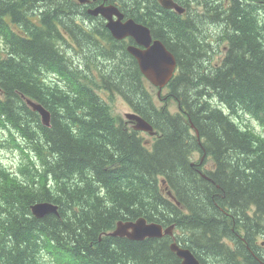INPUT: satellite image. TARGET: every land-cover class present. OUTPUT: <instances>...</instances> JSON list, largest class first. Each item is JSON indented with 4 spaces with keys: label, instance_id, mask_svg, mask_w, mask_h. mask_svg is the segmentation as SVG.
Instances as JSON below:
<instances>
[{
    "label": "trees",
    "instance_id": "1",
    "mask_svg": "<svg viewBox=\"0 0 264 264\" xmlns=\"http://www.w3.org/2000/svg\"><path fill=\"white\" fill-rule=\"evenodd\" d=\"M44 1L48 10L30 11L39 1L0 0V146L21 157L17 171L0 161V264H181L170 236L107 235L142 217L175 225L177 242L201 264H264V137L234 120L244 113L264 126V0H234L226 10L198 0L187 16L156 0H121L177 59L167 87L174 114L157 105L161 97L105 23L87 26L73 0ZM210 23L230 44L218 61ZM66 46L90 54L77 61ZM102 94L121 95L155 139ZM28 100L51 113L50 126ZM195 153L212 166L192 165ZM42 202L58 204L61 216H34Z\"/></svg>",
    "mask_w": 264,
    "mask_h": 264
},
{
    "label": "water",
    "instance_id": "2",
    "mask_svg": "<svg viewBox=\"0 0 264 264\" xmlns=\"http://www.w3.org/2000/svg\"><path fill=\"white\" fill-rule=\"evenodd\" d=\"M161 5L167 9L177 8L173 0H159ZM178 9V8H177ZM91 14L102 15L108 20L107 28L111 31L114 38L118 40L127 37L133 39L134 45H130L127 50L138 62L140 70L145 79L154 87L159 89V96L162 90L173 80L178 68V62L174 55L168 51L161 41H153L151 31L143 24L130 19L123 21L124 15L113 6L106 7L101 5ZM117 17V19H115ZM28 104L37 112L45 126H50L51 113L41 104L28 100ZM129 121L135 123V130L154 134V128L145 119L136 113L126 115ZM194 128V126L192 125ZM198 135V131H196ZM58 208L50 202L37 203L32 207L33 214L38 218H44L51 214H57ZM174 226L164 230L157 224H148L145 219L136 221L119 222L113 237L127 238L131 241L141 242L148 238H161L165 234H171ZM183 264H200L192 252L181 248L176 243L171 245Z\"/></svg>",
    "mask_w": 264,
    "mask_h": 264
},
{
    "label": "rangeland",
    "instance_id": "3",
    "mask_svg": "<svg viewBox=\"0 0 264 264\" xmlns=\"http://www.w3.org/2000/svg\"><path fill=\"white\" fill-rule=\"evenodd\" d=\"M119 2H120L119 4L121 5V0H119ZM233 2H234V0L233 1H230V0H210V7H212L214 9L215 6H218L219 8L225 9V10L231 9V5H232L231 3H233ZM41 4H43V2L39 1V5H41ZM182 4L184 7L190 8L189 12L187 11V13H190L191 15L194 14L195 12L199 11L198 7L200 8L203 5L202 1L200 2L198 0H187V1H183ZM251 4H253V3L249 0H242V3H240L239 6L240 7H247ZM44 9H46V5L41 9V11H43ZM29 10L31 11V8ZM46 10H48V9H46ZM133 11H134L133 8L132 9L129 8V9L125 10V12L127 14H130ZM153 11L159 12L160 10H153ZM148 12H150V11H148ZM75 13L79 14L80 11L75 12ZM261 13H263V15H264V11L263 12L261 11ZM80 17L83 18L82 16H80ZM88 17H89L90 21H88L89 24L87 26H90L91 24L96 25L100 21H102V20H98L96 17H93V18H91L90 16H88ZM16 28L18 29V27H16ZM206 32L208 34L210 33V38L213 39L212 47H214V49H216V51H217L216 57H217V61H218L219 56H222L224 54V52H226V50L228 49V46L230 45L229 42L227 41V38H226L227 36L223 32L218 33L217 32V26L214 23H210L209 26L206 27ZM124 44H126V50L130 45H132L129 42L124 43ZM85 47H86V51H80V50H75L74 48H71L70 46L69 47L66 46L65 53L67 55H69L70 57L74 58V60L82 61L83 58H85L87 55L90 54L89 53L90 48L87 46H85ZM92 54L94 55L93 51H92ZM219 63H220V61L217 62V64H219ZM51 81H53L52 78H51ZM98 92L102 93L100 90ZM168 92H169L168 88H165L163 90V92L161 93V96H160L161 101L158 102L157 105L161 106V107L165 106V108L170 113L174 114L178 111V105L176 104V102L174 100L169 98ZM158 93H159V90L157 88H154V96L155 97L157 96ZM102 95L107 100V102H109L112 105V108H113L115 115H117L118 117H121L124 121H129L127 119L126 115L133 113V111L129 107L130 106L129 103L121 95L117 94V95L113 96L112 98H109L105 94H102ZM214 104L216 106L223 108V106L221 104H219V102H217V101H215ZM223 109H225V108H223ZM225 111H227V110L225 109ZM240 117L241 118L238 121L235 118H234V120L238 123V125L241 128L250 129L251 131H253L258 136L264 137V126L262 124H258L249 115L244 114V113H240ZM130 122L131 123L129 126L135 127V123L132 121H130ZM186 122L188 123L189 120H186ZM140 135L147 141H152L155 139L154 137H156V136H151L150 134H148V132H141ZM4 137H5V134L0 133V143L4 139ZM200 157H201V154L195 153V157L193 158V161L198 160ZM0 161H2L7 166V168H10L14 171H17L15 169H17V167L20 165L21 157H20L19 153L15 154L14 152H7L0 146ZM204 166L206 167V169H209L212 166V163L211 162L206 163ZM201 170L204 172V169H201ZM53 215L60 217L61 216V210H58L57 214H53ZM176 236L179 238L181 236V233L178 232V234ZM173 243L174 242L172 241L171 245ZM171 245H170V249H171ZM262 246H264V244ZM171 251H172V249H171ZM262 251L264 253V249H262ZM173 253H175V252H173ZM176 256H177V254H176Z\"/></svg>",
    "mask_w": 264,
    "mask_h": 264
},
{
    "label": "bare ground",
    "instance_id": "4",
    "mask_svg": "<svg viewBox=\"0 0 264 264\" xmlns=\"http://www.w3.org/2000/svg\"><path fill=\"white\" fill-rule=\"evenodd\" d=\"M40 1H42L43 2V4H41V5H39V7H38V9L36 10V9H34V7L32 6L31 7V11H41V9L45 6V1L44 0H40ZM74 1V3L75 4H78L81 8L82 7H84L85 6V9H83L82 8V10H85L86 11V13H87V15L86 16H83V15H81L83 18H88V20L87 21H90V19H89V17L88 16H90L91 18H93V17H96L98 20H102L103 21V23H105L104 24V26H105V28L108 30V32H109V34L112 36V38L115 40V41H118V42H124V43H127V42H129V43H131L132 45H134L135 43H134V41H133V39H131V38H129V37H127V38H125V39H122V40H118V39H116V38H114L113 37V35H112V33H111V31L107 28V23H108V20L106 19V18H104L102 15H98V16H95V15H93V14H91L90 13V11L91 10H95L97 7H99V6H101V5H104V6H106V7H109V6H113V7H116L123 15H124V19H123V21L125 22V21H128V20H130V19H132V20H134V21H136L134 18H131L130 16H129V14H127L126 12H125V10L123 11L122 9H120L121 8V5L120 4H111L110 2H109V0H101L100 2H99V5L98 6H96V7H93V6H89V5H91L93 2L91 1V0H73ZM158 3H159V5L162 7V8H164L162 5H161V2L159 1V0H156ZM103 2V3H102ZM173 2L175 3V5L177 6V8H173V9H167V8H164L165 10H170V11H174V12H176V13H178V14H180V15H184V14H186L187 13V9L184 7V6H182L181 4H179L178 2H176L175 0H173ZM102 3V4H101ZM39 4V3H38ZM120 7V8H119ZM115 19H117V17H115ZM137 23H140V22H138V21H136ZM140 24H143V23H140ZM143 25H145V24H143ZM146 27H148L149 28V30L151 31V35H152V38H153V41H156V40H158V41H161L163 44H164V46L168 49V47L165 45V43L162 41V40H160V39H158V38H155V36L153 35V33H152V30H151V28L148 26V25H145ZM168 51L169 52H171L169 49H168ZM127 52H128V50H127ZM129 53V52H128ZM172 54H173V52H171ZM174 55V54H173ZM132 56V55H131ZM174 57H175V55H174ZM176 58V57H175ZM135 59V58H134ZM177 60V59H176ZM135 61L137 62V60L135 59ZM137 64H138V62H137ZM138 66H139V64H138ZM139 69H140V67H139ZM140 72H141V70H140ZM142 73V72H141ZM177 73V72H176ZM176 73H175V75H174V77L176 76ZM144 76V75H143ZM205 157H206V155H201V157L198 159V160H195L194 162H193V164L192 165H195V166H197V168L198 167H205L204 165L205 164H203L204 163V159H205ZM193 167V166H192ZM19 169V166L17 167V169H15V170H18ZM201 169H204V168H201ZM199 170V173L201 174V176H203V177H205V178H207V176L205 175V173L202 171V170ZM168 195L172 198V200H174V195L171 193V192H169L168 193ZM50 203H52L54 206H56L57 208H58V210H61V207L58 205V204H56V203H53V202H50ZM57 210V211H58ZM51 215H53V214H51ZM35 216V215H34ZM38 218V217H37ZM39 219H42V218H39ZM140 219H145L146 221H147V223L148 224H157V225H159V226H162L163 228H164V230L165 229H167V228H170L171 226H173V225H171V226H169V227H165V226H163L162 224H159V223H156V222H149L146 218H144V217H142V218H140ZM140 219H138V220H140ZM119 222H125V221H119ZM119 222H117L116 223V226H115V229H116V227H117V225H118V223ZM114 229V230H115ZM114 230L113 231H111V232H109L107 235L108 236H110V237H113V236H111V234L114 232ZM178 230L176 229V227L174 226V228H173V230H172V233L171 234H165L164 233V235H163V237H161V238H154V239H151V238H148V239H146V240H160V239H163V238H165V237H171V241H173L174 243H176L178 246H180L181 248H184V249H188V250H190L191 252H192V254L195 256V254L193 253V251L190 249V248H187V247H185V246H182L181 244H178V242H177V234H178ZM122 238V237H121ZM146 240H144V241H146ZM144 241H141V242H144ZM134 242H137V241H134ZM173 243V244H174ZM177 257H178V255H177ZM196 257V256H195ZM179 258V257H178ZM180 259V258H179ZM196 259L199 261V263L201 264V262H200V260L196 257ZM180 261H181V264H183V260L182 259H180Z\"/></svg>",
    "mask_w": 264,
    "mask_h": 264
},
{
    "label": "flooded vegetation",
    "instance_id": "5",
    "mask_svg": "<svg viewBox=\"0 0 264 264\" xmlns=\"http://www.w3.org/2000/svg\"><path fill=\"white\" fill-rule=\"evenodd\" d=\"M93 3L91 4V5H89V6H93V7H96V6H98L99 5V2L101 1V0H91ZM103 3V2H102ZM101 3V4H102ZM34 7V9H38V7H39V4H37V5H34L33 6ZM83 9H85V6L84 7H82Z\"/></svg>",
    "mask_w": 264,
    "mask_h": 264
}]
</instances>
